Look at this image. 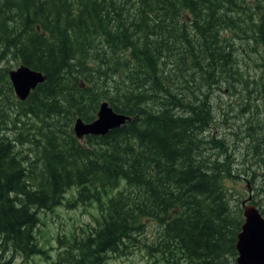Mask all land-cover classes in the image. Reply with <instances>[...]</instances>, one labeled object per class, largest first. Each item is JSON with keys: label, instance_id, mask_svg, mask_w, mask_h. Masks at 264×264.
Segmentation results:
<instances>
[{"label": "trees", "instance_id": "16d2710c", "mask_svg": "<svg viewBox=\"0 0 264 264\" xmlns=\"http://www.w3.org/2000/svg\"><path fill=\"white\" fill-rule=\"evenodd\" d=\"M2 60L45 80L21 101L2 75L0 264L45 254L40 211L86 202L93 224L58 236L50 264L135 247L163 264H237L242 217L213 93L264 89V0H0ZM103 100L130 119L77 139L74 120H93Z\"/></svg>", "mask_w": 264, "mask_h": 264}, {"label": "rangeland", "instance_id": "374dc122", "mask_svg": "<svg viewBox=\"0 0 264 264\" xmlns=\"http://www.w3.org/2000/svg\"><path fill=\"white\" fill-rule=\"evenodd\" d=\"M15 67L14 60L0 61V88L4 82L2 75ZM250 72L254 74L253 70ZM259 72H264V67ZM261 81H258L257 89H254L256 85L253 81L248 82L251 95L247 101L246 90H243L241 94L232 95L223 88L213 93L218 98L213 102L214 132L225 134L229 145L227 152L230 173L228 177H225L224 185L230 199V206L234 207V212L242 217L241 224L244 219L242 201H249L250 204L255 205L264 217V89L261 87ZM243 85L239 87L242 89ZM230 90L236 91L237 87ZM257 144L259 146L256 149ZM215 153L218 154L217 149ZM74 191V189L69 190L65 197L71 198ZM98 212V207L93 202L75 206L63 203L51 211H40L38 213L40 223L35 230V235L45 254H38L28 259H25L23 255H17L10 262L1 261L3 262L1 264H50L56 258L58 247L62 246L58 243L57 237L67 238L72 233H80L88 227V224H93V218L98 215ZM156 234L157 229L153 224L148 228L145 236L147 239H153ZM138 245L141 246V244ZM103 264L163 263L151 252L135 247L131 248L128 254L109 253Z\"/></svg>", "mask_w": 264, "mask_h": 264}, {"label": "water", "instance_id": "95a60500", "mask_svg": "<svg viewBox=\"0 0 264 264\" xmlns=\"http://www.w3.org/2000/svg\"><path fill=\"white\" fill-rule=\"evenodd\" d=\"M15 96L25 100L38 84L45 80V75L26 65H18L8 71ZM130 117L115 111L106 100L100 102L96 116L91 121H84L81 117L74 120L72 130L79 140L85 136H102L110 130L123 125ZM243 205V223L236 236L237 264H264V217L253 204Z\"/></svg>", "mask_w": 264, "mask_h": 264}]
</instances>
